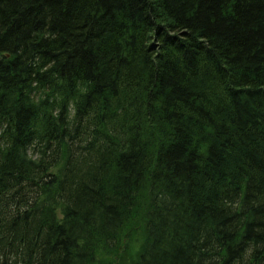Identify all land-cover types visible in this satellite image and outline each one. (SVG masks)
Segmentation results:
<instances>
[{"label":"trees","instance_id":"1","mask_svg":"<svg viewBox=\"0 0 264 264\" xmlns=\"http://www.w3.org/2000/svg\"><path fill=\"white\" fill-rule=\"evenodd\" d=\"M0 264H264V0H0Z\"/></svg>","mask_w":264,"mask_h":264},{"label":"rangeland","instance_id":"2","mask_svg":"<svg viewBox=\"0 0 264 264\" xmlns=\"http://www.w3.org/2000/svg\"><path fill=\"white\" fill-rule=\"evenodd\" d=\"M130 233L131 232L125 235V239L121 244L120 250L118 252L119 256L121 254H124L123 258L127 259L128 261H131L132 259H135L137 257V252L140 249L142 241L144 239V231L142 228H137L134 231L133 237L130 236ZM119 256L117 257V261H120L122 259Z\"/></svg>","mask_w":264,"mask_h":264}]
</instances>
